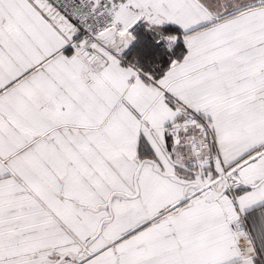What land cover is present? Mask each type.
Instances as JSON below:
<instances>
[{
	"label": "snow or ice",
	"instance_id": "snow-or-ice-1",
	"mask_svg": "<svg viewBox=\"0 0 264 264\" xmlns=\"http://www.w3.org/2000/svg\"><path fill=\"white\" fill-rule=\"evenodd\" d=\"M0 264H264V0H0Z\"/></svg>",
	"mask_w": 264,
	"mask_h": 264
}]
</instances>
